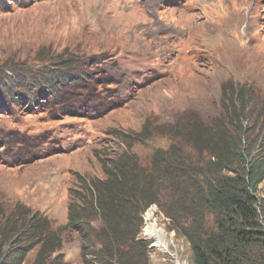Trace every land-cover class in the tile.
Segmentation results:
<instances>
[{"label":"rangeland","instance_id":"rangeland-1","mask_svg":"<svg viewBox=\"0 0 264 264\" xmlns=\"http://www.w3.org/2000/svg\"><path fill=\"white\" fill-rule=\"evenodd\" d=\"M227 82L258 96L241 146L264 155V0H0V221L18 203L39 210L84 264L66 226L73 193L125 152L149 165L178 143L197 159L170 126L223 119ZM259 195L264 212V180ZM148 211V263L195 264L160 207Z\"/></svg>","mask_w":264,"mask_h":264},{"label":"trees","instance_id":"trees-1","mask_svg":"<svg viewBox=\"0 0 264 264\" xmlns=\"http://www.w3.org/2000/svg\"><path fill=\"white\" fill-rule=\"evenodd\" d=\"M251 92L247 85L224 83L223 119L194 117L170 126L197 159L178 143L154 150L149 165L125 152L103 163L105 179L73 193L66 226L81 235L84 264H149V242L139 234L142 214L153 205L187 238L195 264H264V155L241 146L245 122L258 121L260 104ZM2 219L0 264H25L35 249L32 264H70L61 250V229L44 213L18 203Z\"/></svg>","mask_w":264,"mask_h":264},{"label":"bare ground","instance_id":"bare-ground-1","mask_svg":"<svg viewBox=\"0 0 264 264\" xmlns=\"http://www.w3.org/2000/svg\"><path fill=\"white\" fill-rule=\"evenodd\" d=\"M240 27H241V26H240ZM246 27H247V26H246ZM181 30H182V29L179 28V26H175V28L173 29V31L176 32V33H180ZM243 30H244V29H243ZM245 30H246V29H245ZM149 209H150V208H149ZM149 209H148V210H149ZM148 210H147L146 212H144V213H148V212H149ZM147 238H148V237H147ZM149 239H151V238H149ZM152 247H155V246H152ZM152 249H153V248H152ZM151 253H152V252H151ZM151 253H150V254H151Z\"/></svg>","mask_w":264,"mask_h":264}]
</instances>
